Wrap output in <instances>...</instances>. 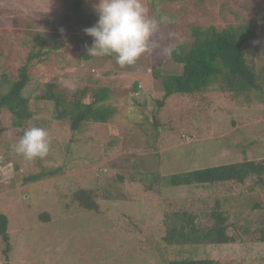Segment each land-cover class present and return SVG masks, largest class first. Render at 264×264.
<instances>
[{
    "label": "rangeland",
    "instance_id": "rangeland-1",
    "mask_svg": "<svg viewBox=\"0 0 264 264\" xmlns=\"http://www.w3.org/2000/svg\"><path fill=\"white\" fill-rule=\"evenodd\" d=\"M73 2L0 0V78L4 74L14 80L18 69L27 66L29 80L22 95L32 115L25 129L42 127L51 141L43 159L18 156L10 145L21 136L11 127V113L0 108V210L8 218L11 245L5 258L0 239V264H163L157 249L166 210L163 198L172 199V208L191 199L199 208L216 195L223 198L230 219L241 211L261 214L250 207L264 202V193L250 192L249 180L212 190L168 188L151 184V178L154 173L163 176L264 157V99L255 91L236 95L213 84L198 100L172 95L158 107L163 87L153 74L180 69L172 51L189 47L192 26L241 23L255 27L246 54L255 70H264V0H143L149 15L159 21L157 47L125 67L112 56L88 55L92 37L84 29L98 19L97 0H80L78 11ZM49 14L62 30L46 21ZM37 32L57 35L41 47L45 54L28 59L38 52L32 39ZM47 82L65 92L85 84L106 86V102L114 113L106 123L92 122L77 132L63 130L54 118L53 103L40 98ZM153 114L159 121L157 139L142 128L151 130ZM36 174L41 175L38 180L24 181ZM118 174L123 177L120 185ZM94 175L99 182L91 180ZM81 186H94L98 199L111 187L117 188L116 195L99 200L101 212L94 214L73 198ZM206 251L220 264H264V243L210 245Z\"/></svg>",
    "mask_w": 264,
    "mask_h": 264
},
{
    "label": "trees",
    "instance_id": "trees-1",
    "mask_svg": "<svg viewBox=\"0 0 264 264\" xmlns=\"http://www.w3.org/2000/svg\"><path fill=\"white\" fill-rule=\"evenodd\" d=\"M79 5L80 0H74L73 6L77 11ZM95 17L98 18L97 14ZM46 21L54 24L56 31L62 30L55 16L51 17L49 14ZM87 23L89 20L84 22ZM56 35L57 33H54L46 37L42 33H35L32 39L39 49L38 52L30 54L28 59L37 54H45L47 51L41 52V47L53 40ZM191 36L192 40L187 49L177 46L172 51V59L180 69L153 73L157 78H161L163 87L162 98L156 100L158 107L163 106L164 101L172 95L198 100L213 84H217L221 91H229L236 95H247L248 92L255 91L257 98L261 96L264 99V70H255L246 54L247 42L256 37L254 25L228 24L224 28L194 25L191 28ZM28 80L25 65L18 69L16 79L9 80L4 74L0 78V88H7L0 94V108H5L11 113V127L18 129L20 136L24 133L26 121L32 115L28 99L22 95ZM136 84L137 82L133 84L135 91ZM109 97L110 91L106 86L85 84L71 92H65L58 90L53 82H47L40 95L41 99L53 103L54 118L61 128L71 132H77L92 122H108L114 113V107L106 102ZM150 120L151 130L142 127L143 132L146 136L153 134L157 139L159 121L154 114ZM40 176L32 175L24 181H35ZM117 177L118 185L122 184L121 174ZM91 180L99 182V177L94 175ZM246 180L252 182L248 187L250 192L264 193V157L209 165L163 176L154 173L151 184L168 188L201 186L215 190L216 187L228 183L243 185ZM151 184L147 185V191H151ZM116 189L111 187L106 192L105 189L102 190L105 194L98 199L100 193L94 186H81L73 192V198L84 211L98 214L101 212V202H107L108 198L116 195ZM217 197L215 195L211 203L204 199L199 208L193 207V199L183 206L172 208V199L163 198L166 210L160 226L162 235L157 243L158 255L161 256L163 264H220L209 256L207 246L246 241L264 243V202H254L250 207L252 212L260 210L261 214L247 215L249 213L241 211L239 217L230 219L223 208V198ZM0 239L5 244L2 255L7 258L11 250L8 218L1 210Z\"/></svg>",
    "mask_w": 264,
    "mask_h": 264
},
{
    "label": "clouds",
    "instance_id": "clouds-1",
    "mask_svg": "<svg viewBox=\"0 0 264 264\" xmlns=\"http://www.w3.org/2000/svg\"><path fill=\"white\" fill-rule=\"evenodd\" d=\"M94 10L98 19L84 29L92 37L88 55L112 56L119 66L125 67L134 65L157 47L154 36L159 21L149 15L143 0H97ZM50 144L46 129L31 126L10 147L18 156L31 161L45 158Z\"/></svg>",
    "mask_w": 264,
    "mask_h": 264
}]
</instances>
